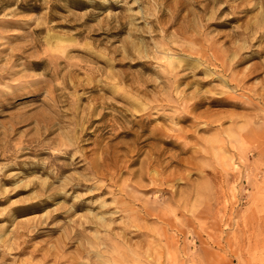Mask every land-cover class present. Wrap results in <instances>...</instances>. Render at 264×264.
Returning <instances> with one entry per match:
<instances>
[{
  "label": "rangeland",
  "instance_id": "1",
  "mask_svg": "<svg viewBox=\"0 0 264 264\" xmlns=\"http://www.w3.org/2000/svg\"><path fill=\"white\" fill-rule=\"evenodd\" d=\"M143 263L264 264V0H0V264Z\"/></svg>",
  "mask_w": 264,
  "mask_h": 264
},
{
  "label": "bare ground",
  "instance_id": "2",
  "mask_svg": "<svg viewBox=\"0 0 264 264\" xmlns=\"http://www.w3.org/2000/svg\"><path fill=\"white\" fill-rule=\"evenodd\" d=\"M167 56V55H166ZM169 60V59H168ZM171 62V61H170ZM176 86V85H175ZM229 91V90H228ZM110 228V227H109ZM134 228V227H133ZM102 242V241H101ZM102 244V243H101ZM94 249V248H93ZM104 250V249H103ZM92 251V250H91ZM96 251V250H95ZM141 258V257H140ZM110 262V261H109ZM144 264V263H143Z\"/></svg>",
  "mask_w": 264,
  "mask_h": 264
}]
</instances>
